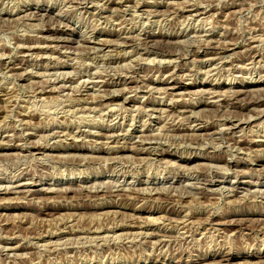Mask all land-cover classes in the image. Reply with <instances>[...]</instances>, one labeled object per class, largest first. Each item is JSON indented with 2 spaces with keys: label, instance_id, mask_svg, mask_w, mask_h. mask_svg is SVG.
Here are the masks:
<instances>
[{
  "label": "rangeland",
  "instance_id": "374dc122",
  "mask_svg": "<svg viewBox=\"0 0 264 264\" xmlns=\"http://www.w3.org/2000/svg\"><path fill=\"white\" fill-rule=\"evenodd\" d=\"M0 264H264V0H0Z\"/></svg>",
  "mask_w": 264,
  "mask_h": 264
},
{
  "label": "bare ground",
  "instance_id": "6f19581e",
  "mask_svg": "<svg viewBox=\"0 0 264 264\" xmlns=\"http://www.w3.org/2000/svg\"><path fill=\"white\" fill-rule=\"evenodd\" d=\"M201 38V37H200ZM90 39V38H89ZM140 41V40H139ZM124 43V42H123ZM131 44V43H130ZM219 44V43H218ZM144 46V45H143ZM208 47V46H207ZM222 47V46H221ZM165 48V47H164ZM212 49V48H211ZM180 59V58H179ZM174 60V59H173ZM150 61V60H149ZM156 63V62H155ZM161 63V62H160ZM162 64V63H161ZM151 65V64H150ZM174 70V69H173ZM115 79V78H114ZM178 79V78H177ZM70 87V86H69ZM56 91V90H55ZM241 92V91H240ZM216 93V92H215ZM235 93V92H234ZM239 93V91H238ZM9 106V105H8ZM111 110V109H110ZM176 129V128H175ZM242 130V129H241ZM146 141V140H145ZM47 230V229H46Z\"/></svg>",
  "mask_w": 264,
  "mask_h": 264
}]
</instances>
